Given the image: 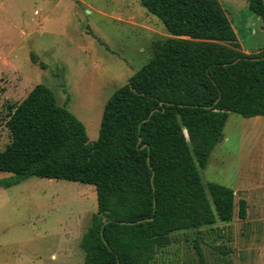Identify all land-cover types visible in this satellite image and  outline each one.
<instances>
[{
	"label": "trees",
	"instance_id": "trees-1",
	"mask_svg": "<svg viewBox=\"0 0 264 264\" xmlns=\"http://www.w3.org/2000/svg\"><path fill=\"white\" fill-rule=\"evenodd\" d=\"M139 2L170 36L153 42L150 60L109 98L97 141L47 85L9 106L12 139L0 150V171L13 176L0 186L37 176L95 187L84 264H150L173 234L231 222L235 191L205 185L199 169L231 112L264 116V47L242 50L219 0ZM249 8L264 21V0ZM246 216L241 198L238 217Z\"/></svg>",
	"mask_w": 264,
	"mask_h": 264
},
{
	"label": "rangeland",
	"instance_id": "rangeland-1",
	"mask_svg": "<svg viewBox=\"0 0 264 264\" xmlns=\"http://www.w3.org/2000/svg\"><path fill=\"white\" fill-rule=\"evenodd\" d=\"M219 2L242 48L260 51L264 21L249 0ZM169 36L139 0H0V150L12 139L9 106L38 84L97 141L109 98L150 60L153 42ZM223 135L199 171L205 185L235 191L233 220L173 234L150 264H264V116L231 112ZM12 176L0 171V180ZM97 210L93 185L30 176L0 186V264H84L81 241Z\"/></svg>",
	"mask_w": 264,
	"mask_h": 264
},
{
	"label": "water",
	"instance_id": "water-1",
	"mask_svg": "<svg viewBox=\"0 0 264 264\" xmlns=\"http://www.w3.org/2000/svg\"><path fill=\"white\" fill-rule=\"evenodd\" d=\"M161 105H163V103L161 104ZM186 133V132H185ZM186 135H187V133H186ZM188 136V135H187ZM144 147V146H143ZM150 220H152V219H150ZM142 220H140V221H138V222H141ZM138 222H121V223H123V224H135V223H138Z\"/></svg>",
	"mask_w": 264,
	"mask_h": 264
},
{
	"label": "crops",
	"instance_id": "crops-1",
	"mask_svg": "<svg viewBox=\"0 0 264 264\" xmlns=\"http://www.w3.org/2000/svg\"><path fill=\"white\" fill-rule=\"evenodd\" d=\"M241 48H242V46H241ZM242 50H243L245 53H247V54H251V53H253V52H249V51H247V50H244L243 48H242ZM257 117H259V116H257Z\"/></svg>",
	"mask_w": 264,
	"mask_h": 264
}]
</instances>
